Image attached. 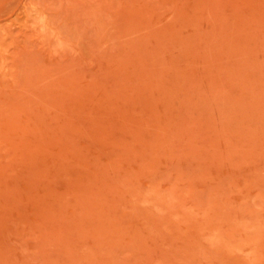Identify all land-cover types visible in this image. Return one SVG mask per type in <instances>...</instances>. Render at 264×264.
<instances>
[{
  "label": "rangeland",
  "instance_id": "obj_1",
  "mask_svg": "<svg viewBox=\"0 0 264 264\" xmlns=\"http://www.w3.org/2000/svg\"><path fill=\"white\" fill-rule=\"evenodd\" d=\"M0 264H264V0H0Z\"/></svg>",
  "mask_w": 264,
  "mask_h": 264
}]
</instances>
